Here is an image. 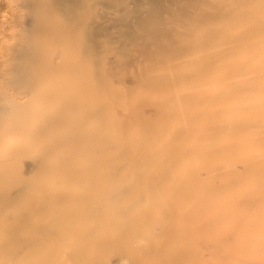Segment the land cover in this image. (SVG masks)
Wrapping results in <instances>:
<instances>
[{
    "label": "bare ground",
    "instance_id": "bare-ground-1",
    "mask_svg": "<svg viewBox=\"0 0 264 264\" xmlns=\"http://www.w3.org/2000/svg\"><path fill=\"white\" fill-rule=\"evenodd\" d=\"M0 264H264V0H0Z\"/></svg>",
    "mask_w": 264,
    "mask_h": 264
}]
</instances>
